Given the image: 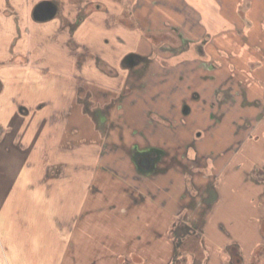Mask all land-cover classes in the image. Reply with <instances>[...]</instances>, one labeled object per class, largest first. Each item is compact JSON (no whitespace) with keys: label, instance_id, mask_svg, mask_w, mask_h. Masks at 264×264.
<instances>
[{"label":"rangeland","instance_id":"1","mask_svg":"<svg viewBox=\"0 0 264 264\" xmlns=\"http://www.w3.org/2000/svg\"><path fill=\"white\" fill-rule=\"evenodd\" d=\"M36 1L0 0V6L20 27L25 11ZM51 1L58 6L54 17L37 20L31 14L30 23L36 29L31 44L36 47L30 59L27 57L29 61L22 56H13L10 61L6 48L17 38L11 34L6 40L4 30L0 38V82L7 81L0 89V109L6 113L1 116L0 111V264H72L70 260L87 264L94 259L92 243L99 241L94 238L81 243L86 234L76 231L72 236L52 223L51 214L63 216L72 197L73 209L84 207L94 215L88 221L97 218V228L106 230L101 241L106 256L98 257L97 264L140 263L136 255L145 246L153 254L145 263L161 264L158 254L165 250L169 254L168 245L155 240L161 230H142L141 225L134 226L136 220L130 222L118 214L119 209L133 212L143 206L134 203L136 194L130 190L131 183L120 178L121 173L103 169L107 165L103 156L110 154L106 159L116 171L135 172L123 145L130 149L131 142L144 143L142 133L156 142L166 131L161 125L158 129L162 132L155 134L150 132L152 126L143 130L142 115L148 109L167 112L173 104L180 114L181 93L174 92L166 99L152 83H182L210 97L209 88L201 91L198 87L216 77L218 89L228 90L229 81L234 80L233 84L239 81L247 86L244 89L249 99L260 97L264 91V0L259 2L262 5L258 0ZM27 36L25 32L19 37L28 41ZM199 43L204 53L197 50ZM130 52L137 54L139 67L148 65L141 72L132 73L123 61ZM30 61L41 69L40 75L39 70L20 69L12 79L18 69L15 65ZM111 67L117 73L113 74ZM124 80L138 85L135 93L139 102L127 108V101L135 99L129 97L123 101L127 109L121 110L111 99ZM192 104L197 107V102ZM19 133L36 136L18 140ZM208 137L201 143L209 142ZM45 143L55 149H46ZM114 143L119 146L115 148ZM260 157L257 153L251 159L258 162ZM234 172L230 170L226 180L219 183L221 200L208 215L216 239V243L209 237L207 240L213 256L215 245L228 242V233L235 229L229 220L233 215L242 218L243 225L235 229L240 237L255 238L257 233L247 214L253 212L251 194L261 192V188L252 191L255 185L237 180ZM149 182L143 179L140 184L144 187ZM81 197L88 199L82 201ZM127 232L135 235L131 253L115 255L118 244L124 245ZM220 236L222 240L217 239ZM212 263L220 264V259H212Z\"/></svg>","mask_w":264,"mask_h":264},{"label":"flooded vegetation","instance_id":"2","mask_svg":"<svg viewBox=\"0 0 264 264\" xmlns=\"http://www.w3.org/2000/svg\"><path fill=\"white\" fill-rule=\"evenodd\" d=\"M96 6L101 7L100 4ZM56 7L57 12L58 6ZM33 12L32 10L31 14L34 16ZM34 19H36L35 16ZM121 23L124 22L121 21ZM129 27L137 28L136 25ZM197 50L204 53L202 43L198 44ZM126 56L123 61L132 68V73L141 72V68L148 66L147 64L140 65L141 67L137 65L136 53L130 52ZM134 67L139 68L133 69ZM111 68L110 71L113 74L117 73L113 67ZM233 81H229L228 90L225 91L222 88L218 89L216 77L198 87L201 91L209 88L210 97L202 96L198 90H193L182 83L171 85L173 82L168 80H163L165 84L159 82L157 86L152 83L158 88L157 90L165 94L166 99L172 98L174 92L181 93L180 114L177 111V105L173 104L167 112L148 109L142 115L143 130L152 126L150 129L152 134L161 129L166 131L156 142L142 133L144 143L131 142L130 149L128 145H123L128 152L127 157L130 156L132 160L135 172L129 169L123 172L116 171L110 165L111 160L106 159V156L110 154L103 156V161L107 162L103 169L112 171L113 174L121 173L120 178L124 181L140 182L143 179L153 181L161 175L167 177L173 172L181 174L184 191L179 194V209L169 227L174 248L170 264H202L206 259H227L229 264H243L244 259H262L263 257L264 244L260 241L255 243V250L248 257L244 255L238 241L230 240L216 246L215 256L209 255V247H207L211 230L208 215L221 200L219 183L226 180L234 166L235 169L240 170L237 179H241L247 186L250 182L254 184L252 191L261 188V192L257 194L258 198L252 195L255 208L252 207L253 213L256 212L257 207L255 201L264 194V163L261 158V162H254L251 159L254 154L264 151V91L260 97L249 99L244 89L247 86L245 87L239 81L233 84ZM167 84L170 85L167 87ZM149 86L153 89L151 84ZM136 87L138 85H131L128 80H124L122 84L119 83L116 88L118 90L115 92L117 94L111 99L113 105H118L122 110L123 101L129 97L135 98L132 104L138 103ZM262 87L264 89L263 84ZM192 102H197V107H194ZM251 106L255 108L254 111L249 110ZM108 113L111 114L110 111ZM193 114L196 118H191ZM159 125L162 126L160 130ZM207 136L210 138L209 142L204 140L205 143L202 144L203 138ZM114 146L116 148L119 145L114 143ZM261 157L264 160V156L261 155ZM234 159L237 161L233 165ZM221 163L222 171L217 172L216 165ZM198 179L201 181L199 182ZM248 218L253 223L264 221L254 214ZM221 226L224 227V224ZM228 235L231 234L228 233Z\"/></svg>","mask_w":264,"mask_h":264},{"label":"crops","instance_id":"3","mask_svg":"<svg viewBox=\"0 0 264 264\" xmlns=\"http://www.w3.org/2000/svg\"><path fill=\"white\" fill-rule=\"evenodd\" d=\"M40 1H42V0H39L38 2L36 1L33 8L25 11V13L23 15L24 22H22L21 26L19 25L20 27H16L15 24H18V21L16 20L14 22L13 19L10 18L11 14H9V13L6 14L4 11V8L0 6L1 7L0 8V38L2 37V34L4 35L3 30L6 31V33H5L6 40H8L10 38L11 34L17 38L14 45H10V43H11V41H10V43L8 44V46L6 48L5 53H6V56L9 55L8 58L10 57V61H11V58L13 56L14 57L15 56H17V57L22 56L25 60L27 59V61H29L30 57L32 56V49L34 47H36V44H31V38L33 37V32H35L36 29L32 28V24L30 23L31 22L30 21L31 20V12H32V10L34 11L35 6ZM259 2H260V0H258V5H262ZM261 2L264 3V1H261ZM120 14L118 13L117 16ZM262 18H264V17L262 16ZM6 26H10V27L5 28ZM24 26H25V28H27L26 31L24 29ZM10 30L12 32H10ZM13 31H15V32H13ZM25 32L28 33V35H29V36H27L28 41L25 40V37L20 38L22 33H25ZM12 39H13V37H12ZM37 42H39V41L37 40ZM27 57H29V59ZM30 63L31 64H26V62H19L17 65L14 64L15 67L18 69H16L15 72H13V78L12 79H15L17 77V75H16L17 71H20V69H22V70L28 69V71H32L34 73H36L37 70H39L40 71L39 75H40V73L42 71L38 67V65L33 64V62H31V61H30ZM1 80L2 81L0 82V89H3V87L4 88L6 87L5 82H7V81H5L4 79H1ZM35 83L36 82H33L34 88L36 86ZM24 87L25 86L23 85V88ZM0 97H1V90H0ZM35 102H37V101H35ZM39 102H40V100L38 101V103ZM44 104H45V102H44ZM127 104H129V106H127V108L132 107L131 106L132 103H129L127 101ZM125 107L126 106L124 105L122 109H127ZM0 111L2 113V115L0 113L1 116L6 115V113L2 109H0ZM37 118H38V120L41 119V111L38 112ZM8 135L11 136L10 134H8ZM179 135H183V134L179 133ZM19 136H20V133H19ZM24 136L28 137L27 135L23 134L18 138V140L24 138ZM35 136H36V133L33 135V138H35ZM4 138H6V135L4 136ZM28 138H30V137H28ZM33 138H30V139H33ZM16 139L17 138H15V136H14L13 142H15ZM47 143H45L46 149H48V150L50 148L55 149L54 146L50 147ZM36 149H37V146H34V150H36ZM39 150H41V149H39ZM260 155L264 156V151L260 152ZM260 158L262 159V161L264 163L263 158L262 157H260ZM40 159H41V157H40ZM64 161H66V159H64ZM236 161H237L236 159L233 160V165L236 163ZM56 165H57V163H56ZM216 166H217L216 167L217 172L222 171L221 170L222 169V163L220 165H216ZM234 167H233V171H235L234 173L237 174L236 175V177H237L240 170H237ZM171 178H173V179L170 180ZM88 179H89V177H88ZM198 181L200 182L201 179H198ZM128 182L131 183L132 189H130V190L133 191L134 194H136L134 203L142 205L143 208L141 211H136V210L132 209L133 212L129 211V208H123V209L118 210V214L124 216L125 219H129L130 222H134L136 220L137 222L134 224V226L136 224L141 225L142 230H146L148 228L160 229L161 232L158 233V236L160 238L155 237V240L158 243H160V242L166 243V246L168 245L167 250L169 251V254L166 253V250H165L164 254L162 252H160L158 254L157 259L161 260V262H160L161 264H170L171 263V255L173 253L174 248H173V243L171 241V232L169 230V227H170L171 222L174 219L175 215L177 214V210L179 209V194L183 193V191H184V184L182 181L181 174L179 172H173V173H169L167 177L164 175H161L159 178H157V179H155L149 183H144L145 184L144 187L141 186V184H140V183H142V181L140 183H138V181L137 182L128 181ZM127 187L128 188L130 187L129 184L127 185ZM251 192L252 191H249L250 194H251ZM257 194L258 193H253L251 195H256V197L258 198ZM81 198H82V201L85 198L88 199L87 197H81ZM72 199H73V197L70 199L71 202L69 203V206H66L65 213L63 214V216H59L57 213L51 214L52 223L55 225L57 230H68V232L71 233L72 236L75 235L76 231H81L84 234H86L85 240L81 243H84L85 241H92L94 238L97 241H99L96 244L92 243L93 247L96 249L95 250L96 253L93 256L94 259L89 260L87 262V264H97L99 262L97 259L98 257L106 256L105 255V248L101 245L102 239L106 236V230L105 229L100 230L97 228V226L95 225L97 223V218L94 219L91 223L88 221V218L91 216H94V215H92V214L90 215L89 211H85L84 207H82L80 209L78 206L75 209H73ZM184 199H186V198H184ZM61 200L63 201L64 199L62 198ZM257 200H258V204L256 207V212H254V213L250 212L251 214H247V215H248V217H250V215L254 214L255 216H257L263 220L264 219V194L260 197V199H257ZM253 209H255V208L253 207ZM245 215L246 214H244V217H245ZM233 216L235 218L234 217L229 218L230 222L232 221L231 222L232 227H235V229H236L237 226L238 227L242 226L243 225L242 218L236 217L237 215H233ZM214 217H215V212H214ZM231 219H233V220H231ZM246 221H248V220H246ZM88 223H89V225H87ZM211 224L212 223H210V225ZM254 224L257 226V233L255 235V238L248 239L247 237H244L245 238L244 239V238L239 236L238 232L235 229H233L232 233H230L231 237H230L229 241L230 240L238 241L239 244L241 245L243 253L246 257L252 255V252L255 250V243L260 241L264 244V221L262 223H261V221H257V222H254ZM134 229L138 230L137 228H134ZM117 230L121 233L120 225L117 226ZM211 230L209 231L210 236H208V237L211 239L212 242L214 241L216 243L215 236L213 235V232ZM133 236H135L133 233H128V232L126 233V240L124 241V245L118 244V247H117V244H116L117 250H116L115 255L118 253H127V252L131 253V250L133 248V242L132 241L134 240L132 238ZM129 238H131L130 241H129ZM138 238L142 239V236H139ZM217 239L222 240L221 236H220V238H217ZM223 241H221V242H223ZM221 244H224V243H221ZM215 246H218V244ZM207 247H209V244L207 245ZM103 249H104V251L102 252ZM263 251H264V249H263ZM150 252H151V250L149 251L147 246H145L144 249H140L138 254L136 255L137 259H140V260H137V261H140V263H137V264H141V263L146 264L145 262L148 261V259H153L152 258L153 254ZM212 254L213 253L209 249V255H212ZM164 259H167V260L165 261ZM202 261H204V260H202ZM68 262L75 264L71 260ZM103 263H104V261H103ZM255 263L264 264V252H263L262 259H256V260L244 259V262H243V264H255ZM156 264H159V262H157ZM202 264H213L212 259H206V261H204ZM220 264H229V262L227 259H220Z\"/></svg>","mask_w":264,"mask_h":264},{"label":"water","instance_id":"4","mask_svg":"<svg viewBox=\"0 0 264 264\" xmlns=\"http://www.w3.org/2000/svg\"><path fill=\"white\" fill-rule=\"evenodd\" d=\"M56 5L51 0H42L34 8V16L38 20H45L55 16Z\"/></svg>","mask_w":264,"mask_h":264}]
</instances>
